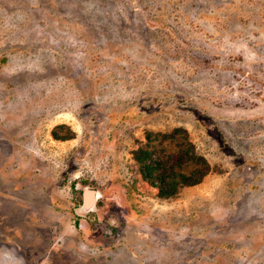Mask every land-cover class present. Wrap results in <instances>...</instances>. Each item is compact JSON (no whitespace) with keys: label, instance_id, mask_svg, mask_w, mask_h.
Instances as JSON below:
<instances>
[{"label":"rangeland","instance_id":"374dc122","mask_svg":"<svg viewBox=\"0 0 264 264\" xmlns=\"http://www.w3.org/2000/svg\"><path fill=\"white\" fill-rule=\"evenodd\" d=\"M175 129L209 170L165 199ZM0 264H264V0H0Z\"/></svg>","mask_w":264,"mask_h":264},{"label":"trees","instance_id":"16d2710c","mask_svg":"<svg viewBox=\"0 0 264 264\" xmlns=\"http://www.w3.org/2000/svg\"><path fill=\"white\" fill-rule=\"evenodd\" d=\"M179 132L182 130L155 135L153 141L148 140L145 147L134 152L138 174L165 199L175 197L181 188L199 184L209 170L206 161L196 154L186 139H176ZM164 141L177 143L176 150L166 153ZM184 165L191 166L189 174L181 170Z\"/></svg>","mask_w":264,"mask_h":264},{"label":"water","instance_id":"95a60500","mask_svg":"<svg viewBox=\"0 0 264 264\" xmlns=\"http://www.w3.org/2000/svg\"><path fill=\"white\" fill-rule=\"evenodd\" d=\"M99 192L96 190H91L88 187L82 190V204L76 210V214L78 216H83L82 214L94 211V205L96 202V196H98Z\"/></svg>","mask_w":264,"mask_h":264},{"label":"flooded vegetation","instance_id":"af4514ba","mask_svg":"<svg viewBox=\"0 0 264 264\" xmlns=\"http://www.w3.org/2000/svg\"><path fill=\"white\" fill-rule=\"evenodd\" d=\"M98 192V191H97ZM81 203H82V194H81ZM101 205H102V195H100V193L98 194V196H96V202H95V205H94V208L99 211L100 208H101ZM96 211V212H97ZM96 220V217L95 219ZM80 219H78V224L80 226L81 229L85 230L86 229V224H87V221L86 220H83L82 223L80 224ZM85 225V226H84ZM96 235V231H95V234ZM93 235V236H94Z\"/></svg>","mask_w":264,"mask_h":264}]
</instances>
